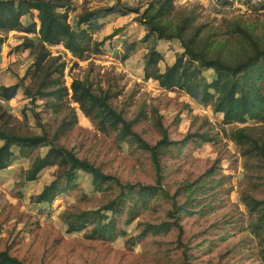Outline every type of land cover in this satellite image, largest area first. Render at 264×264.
<instances>
[{"label":"rangeland","instance_id":"1","mask_svg":"<svg viewBox=\"0 0 264 264\" xmlns=\"http://www.w3.org/2000/svg\"><path fill=\"white\" fill-rule=\"evenodd\" d=\"M120 1L145 11L152 0H101L91 3L89 8L95 10ZM83 2L75 0L77 11L73 19L83 12ZM174 3L176 17H193L196 26L204 27L203 33L212 37V47H222L226 54L237 50L226 34V20H239L254 36L264 40V11H251L244 5L245 0H235L227 7L218 0H174ZM29 22L30 19L25 18L24 24ZM103 24V30L94 35L98 42L117 29L124 31L107 41L100 54H91L86 61L75 59L61 47L49 48L53 57H60L67 64L66 86L71 87L74 79H89L95 88H110L111 93L117 94L112 98L113 106L123 112L128 121L139 118L134 130L151 146L162 139L161 125L169 139L179 143L161 157L162 184L171 196L177 195L179 205L189 204L188 210L194 214L183 216L180 238L175 230L165 236H149L134 244L127 242V238L108 243L90 240L87 232L68 234L61 219L65 211L98 209L107 198L95 193L92 177L82 173L77 191L58 197L52 205L34 204L32 197L54 180L56 171L55 168L47 169L37 181L21 184L22 173L39 154L36 152L0 173V250H8L28 264H264L258 240L250 230L254 218L241 200L242 193L252 185L245 159L228 138L234 126H224L222 115L199 105L185 92L163 90L157 82L145 80V55L152 43L142 42L148 29L141 18L135 14L112 16ZM33 37L23 33L7 35L0 56V86L17 84L31 69L35 56L23 43ZM124 41L136 44L135 52L126 62L122 61ZM157 50L165 58L160 65L162 71L174 64L178 54L183 52L178 41H160ZM205 76L211 81L214 73L209 71ZM31 80L28 77L24 85L31 86ZM5 105L20 122L24 121L27 111L29 129L25 132L41 134L24 89ZM36 106L38 113L43 111L41 101H37ZM72 107L77 110L78 124L62 137L61 145L123 183L156 184L157 173L149 153L132 149L127 144L119 145L114 135L98 132L77 104L72 103ZM41 118L53 134L57 121L50 120V115L45 113ZM246 126L255 128L257 135L264 130V125L251 121L235 127ZM195 134H207L214 142L197 145L193 137L185 140ZM45 152L46 149H42L40 154ZM262 179L261 188L255 194L258 199H264V171ZM198 186H202L201 190L192 193ZM171 207L172 204L162 198L153 201L126 228L129 237L140 233V224L168 221L167 212Z\"/></svg>","mask_w":264,"mask_h":264},{"label":"trees","instance_id":"2","mask_svg":"<svg viewBox=\"0 0 264 264\" xmlns=\"http://www.w3.org/2000/svg\"><path fill=\"white\" fill-rule=\"evenodd\" d=\"M99 1L84 0L83 12L73 19L72 15L77 11L75 0H0V56L7 35L12 32L34 36L27 38L23 46L35 56L33 66L23 79L15 85L0 86V173L20 159H29L39 152L28 169L23 171L21 184L37 181L47 169L55 168L56 171L54 180L32 197V202L37 205H52L58 197L80 188L82 173L91 176L94 192L107 198V201L94 210L65 211L61 219L68 234L87 232L90 240L108 243L127 238V242L132 244L149 236H165L174 230L181 237L183 216L194 213L188 210L189 204L179 205L177 195L171 196L165 189L161 166V157L170 151L171 146L179 143L171 141L166 130L159 125L162 139L156 146L149 145L134 130L139 118L128 121L124 113L113 106L112 98L117 94L111 93L110 88H95L89 79H74L68 88L65 83L67 64L60 57H53L49 50L51 47H61L75 59L86 61L91 54H100L107 41L124 31L117 29L103 41H96L94 35L103 30L104 20L112 16L135 14L148 29L142 42L152 43L145 55V80L157 82L163 90L185 92L199 105L222 115L224 126H234L228 138L245 159L252 185L242 193L241 200L254 218L250 230L258 240L260 257L264 262V199L255 197L263 181L264 130L257 135L253 127H235L247 125L250 121L264 125V40H259L239 20H226V34L237 47L236 52L226 54L222 47H212V37L203 33L204 27L196 26L193 17H176L174 0H152L145 11L121 1L95 10L89 8L91 3ZM234 1L218 0L224 7ZM244 5L256 13L264 11V0H245ZM24 18H29L30 22L24 24ZM160 41H178L183 49L174 64L164 71L160 65L165 58L157 50ZM135 50V43L124 41L122 61L129 60ZM209 71L214 73L211 81L205 76ZM28 77L32 79L31 86L26 87L24 81ZM20 89H24L31 100V112L41 127V134L25 132L29 129L27 111L23 115L24 121L20 122L5 105L16 99ZM37 101L43 103L40 113L36 111ZM72 103L79 106L98 132L106 136L114 135L119 145L127 144L132 149L149 153L157 173L156 184L123 183L61 145L62 137L78 124L77 110ZM42 113L49 114L50 120L57 121L53 134L50 126L42 123ZM191 137L197 145L214 142L207 134L187 136L185 140ZM42 149H46L44 154H40ZM201 188L198 186L191 192L195 194ZM83 198L86 199L85 196ZM161 198L172 204L167 212L169 220L160 224H140V233L136 237H129L126 228L153 201ZM0 264L28 263L8 250H0Z\"/></svg>","mask_w":264,"mask_h":264},{"label":"crops","instance_id":"3","mask_svg":"<svg viewBox=\"0 0 264 264\" xmlns=\"http://www.w3.org/2000/svg\"><path fill=\"white\" fill-rule=\"evenodd\" d=\"M25 18L23 19V22H24ZM12 33H18V32H12Z\"/></svg>","mask_w":264,"mask_h":264}]
</instances>
